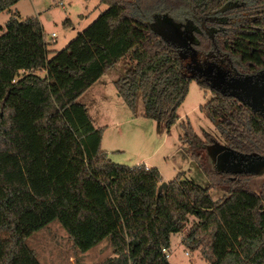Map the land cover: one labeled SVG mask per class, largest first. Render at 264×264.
Masks as SVG:
<instances>
[{"label":"trees","instance_id":"16d2710c","mask_svg":"<svg viewBox=\"0 0 264 264\" xmlns=\"http://www.w3.org/2000/svg\"><path fill=\"white\" fill-rule=\"evenodd\" d=\"M19 1L0 0V14ZM100 3L106 10L51 58L38 18L19 21L13 15L2 28L0 264H40L26 240L53 221L80 253L109 239L113 256L100 264H170L162 250L171 248V238L190 217L194 222L181 243L199 250L207 264H264V188L257 194L237 187L234 179L244 175L210 169L209 136L201 140L184 125L179 141L208 179L226 187L217 202L183 172L158 191L157 169L111 163L101 149L103 129L78 101L129 58L133 66L114 82L119 97L135 114L141 96L143 116L170 130L192 80L174 49L150 28L148 14L205 16L232 4L229 18L209 24L214 29L200 35L198 46L219 51L239 74L251 75L264 68V0ZM211 94L201 110L224 145L264 156V117L233 98Z\"/></svg>","mask_w":264,"mask_h":264},{"label":"rangeland","instance_id":"374dc122","mask_svg":"<svg viewBox=\"0 0 264 264\" xmlns=\"http://www.w3.org/2000/svg\"><path fill=\"white\" fill-rule=\"evenodd\" d=\"M231 5L205 16H197L190 11H179L170 16L154 12L148 14L150 19L148 25L161 38L164 24H173L192 39L193 49L202 57L209 53L197 47L200 35L208 33L209 24L213 26L212 23L224 22L229 18L226 16V10L231 8ZM106 8L100 0H20L8 13L0 14V35L6 21L13 15L19 21L31 17L38 18L47 43L48 58H51L53 51L65 48ZM66 20L68 24L64 25ZM51 34L55 37L51 38ZM166 45L173 49V46ZM130 66H133V62L129 58L122 60L116 67L108 70L100 81L78 100L87 107L94 126L103 129L101 149L106 152L107 158L116 165L127 167L145 165L155 168L163 179L161 184L174 180L178 173L183 172L184 179L191 180L202 188H208L214 202L222 199L227 194L226 187H218L216 181L213 183L208 179L187 155L179 141V136L183 134L181 127L189 125L201 140H205L207 135L213 143L224 145L215 124L201 110L212 97L211 92L200 87L196 80H192L185 99L177 109L178 119L170 130H166L163 125L143 116L141 96L138 97L135 114L119 97L114 82L124 75ZM39 75L44 77L45 72H39ZM205 155L208 167L214 170L215 160L209 152L205 151ZM247 163L240 158H229L221 167L233 171L235 168L241 169L240 166L244 168L243 165ZM242 172L247 171L244 169ZM248 174L251 175L235 178V185L261 194L264 188V174L256 175V172ZM193 222L194 218L190 217L184 231L171 238V248L167 251L170 264H207L199 250L191 252L181 243ZM26 245L35 253L40 264H100L113 256L109 239L103 240L86 253L78 252L58 221L51 222L33 234L26 240Z\"/></svg>","mask_w":264,"mask_h":264},{"label":"water","instance_id":"95a60500","mask_svg":"<svg viewBox=\"0 0 264 264\" xmlns=\"http://www.w3.org/2000/svg\"><path fill=\"white\" fill-rule=\"evenodd\" d=\"M164 27L165 28L161 38L166 44L181 50L183 45L180 43V41L184 39L185 43H187L188 46L190 45L192 39L186 36L185 33L181 32L178 27L171 23L164 24ZM190 50H193V56L196 57L197 53L195 50ZM210 70L211 69H209V71ZM223 73L224 72L221 70H217L214 73L212 79L209 80V88L218 92L223 97L237 100L241 104H244L250 108L251 111L264 117V107L262 106L264 105V71L255 76L242 78L237 77L230 80L225 79V75ZM205 151L209 152L212 159L215 160L214 171H217L218 173L240 174L243 171L241 169L235 168L233 171H228L226 168L221 167V165L224 166V162H227L229 158H240L248 162L243 166H250L249 164L254 162L256 164L255 167L260 168L256 175L264 174V157L262 156L240 154L231 150L225 145H219L215 142L211 145H208L205 148ZM245 170L249 172V168ZM166 186V183L160 184L158 191H160L161 188H166Z\"/></svg>","mask_w":264,"mask_h":264},{"label":"flooded vegetation","instance_id":"af4514ba","mask_svg":"<svg viewBox=\"0 0 264 264\" xmlns=\"http://www.w3.org/2000/svg\"><path fill=\"white\" fill-rule=\"evenodd\" d=\"M209 27H210L209 29L211 28L214 29V27H211V26ZM180 43L183 45L181 50L176 49L175 47H173V49L178 54L182 62L184 73L190 78V80H196L198 85L199 83L202 84V86H205L206 87L205 89H208L210 92H213L214 90H211L209 88V83H210L209 80L212 79V76L217 70H221L222 72H224L223 74L225 75V79L227 80L237 78V77L242 78V77H248V76H255L261 73L262 71H264V68H263L261 70L256 71L255 73H252L251 75H246V74L241 75L234 69L233 67L234 63L230 60V58H228L226 55L219 53V51L217 50L205 51L207 53L209 52L211 53H209L208 55H204V56L202 55V57H200L199 52L195 51L197 53V56L195 57L193 56V53H192L193 50H190V49H193V43H190V45L188 46L187 43H185L184 39H182ZM197 47L199 46L197 45ZM224 63H226L227 65ZM209 69L211 70L209 71ZM244 106L248 108L246 105ZM262 106L264 107V105ZM227 161H229V159ZM257 161H260V160H257ZM249 165L250 166H246V167L244 166V168L240 166L241 170L249 168V172H241L240 175H244L245 177H247L251 175L248 173L250 172L257 173L258 170L260 169V168L255 167L256 164L254 162L250 163Z\"/></svg>","mask_w":264,"mask_h":264},{"label":"built area","instance_id":"2783aa9c","mask_svg":"<svg viewBox=\"0 0 264 264\" xmlns=\"http://www.w3.org/2000/svg\"><path fill=\"white\" fill-rule=\"evenodd\" d=\"M54 37H55V35L51 34V38H54ZM52 42H54V41L52 40ZM162 252L166 255V258H168L167 250L163 249Z\"/></svg>","mask_w":264,"mask_h":264},{"label":"crops","instance_id":"0c3cea01","mask_svg":"<svg viewBox=\"0 0 264 264\" xmlns=\"http://www.w3.org/2000/svg\"><path fill=\"white\" fill-rule=\"evenodd\" d=\"M81 18L84 19V16L81 15ZM99 81H100V80H99ZM87 91H88V90H87ZM87 91H86V92H87ZM86 92H85V93H86ZM85 93H84V94H85ZM86 108H87V107H86ZM144 166H145V165H144ZM145 167H146V168H150V167H147V166H145ZM161 179H162V178H161ZM162 182H163V179H162Z\"/></svg>","mask_w":264,"mask_h":264}]
</instances>
